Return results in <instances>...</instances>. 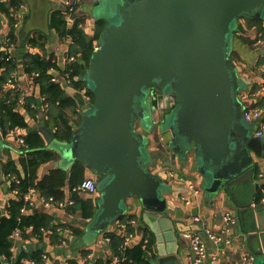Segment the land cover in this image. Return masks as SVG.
<instances>
[{
  "label": "water",
  "instance_id": "1",
  "mask_svg": "<svg viewBox=\"0 0 264 264\" xmlns=\"http://www.w3.org/2000/svg\"><path fill=\"white\" fill-rule=\"evenodd\" d=\"M85 1L91 25L104 19L81 73L94 98L92 109L69 143L40 130L48 146L60 144L59 153L49 148L58 160L50 167L60 168L63 159L79 163L97 184L93 216L75 222L104 234L134 203L144 214L162 218L176 188L174 175L157 170L158 159L189 168L208 197L225 192L237 203L232 188L246 184L253 189L250 206L259 205L248 150L263 148L264 138L254 135L258 121L249 123L253 132L242 123L250 103L240 98L238 85L249 82L230 55L237 52L254 65L257 52L237 35L240 21L264 23V0ZM72 95L89 107L81 94ZM168 99L174 103L168 105ZM176 190L182 197L184 190Z\"/></svg>",
  "mask_w": 264,
  "mask_h": 264
},
{
  "label": "crops",
  "instance_id": "2",
  "mask_svg": "<svg viewBox=\"0 0 264 264\" xmlns=\"http://www.w3.org/2000/svg\"><path fill=\"white\" fill-rule=\"evenodd\" d=\"M67 2L79 4L78 8H74L77 16H82L84 20L83 23H80L82 27L79 29L87 33L88 39H93L92 47L94 48L97 41L93 38L96 28H93L94 25H91L90 18L86 14L88 4L85 0H0V119L3 114V107L14 104L12 112L22 119L21 122L24 125L7 131L6 134L0 128V216L7 215L6 207L9 201L15 198L12 194L13 191L8 192V187L14 177L3 176V165L12 160L17 165L18 170L22 172V167L19 166L18 161L20 156H24L28 151L23 138L33 132L41 134L40 130L42 129L47 130L52 135V131L47 127V123H50L48 119L49 105L45 97L38 93L37 83L34 81L37 73L27 74L24 72L26 55L32 54L41 58H48L52 64L49 70L51 82L59 83L68 96L74 98L72 95L74 92L81 94L84 102L88 98L84 92L72 90L71 84L67 80L68 73L66 70L70 64L76 63L82 67L81 57L70 54L71 37L68 35L59 36L49 27L51 14L55 11H66ZM66 15L67 13L64 14L63 20L66 29H70L76 20L72 25H68L65 20ZM98 21H104V19H98ZM239 25L242 29V36L245 35L252 39L257 34L256 28H249L246 21H240ZM262 25L264 27V23ZM39 35L45 37V40L41 42L42 47L30 46L29 40L33 36ZM249 50L253 52L252 49L249 48ZM7 57H9L8 61L6 60ZM71 57L72 60H70ZM242 65H244L242 67L244 72L243 75H240L249 82L245 90L248 94L244 93V96L247 95L246 99H249L252 94H249L248 88L251 87L252 82L255 83L258 73L255 75L257 71L255 73L245 71L247 63ZM9 79H12L13 83L7 85ZM75 103V114L67 109L64 111L73 130L80 124L82 109H84L78 100L75 99ZM88 105L85 103L86 107ZM42 138L44 149L49 151L51 146L47 145L43 136ZM19 140H23L24 144H20ZM254 148L258 149V152L249 149L248 154L259 173L264 174V141L263 148L255 146ZM57 161L55 158L51 163L44 164L38 169L39 180ZM59 167L68 172L71 164L63 166L60 162ZM157 170L168 173V176L174 175L172 185L176 189L184 190L186 194L183 193V195L190 198V204H183V195L181 197L176 189L171 196L166 198L171 202L172 208L162 218L148 216L143 213L140 205L133 204V210L127 213V215L135 216V220L130 222L133 232H128L126 226L123 224L122 226H124L125 232L132 237L129 249L140 245L144 239L148 240L147 246L142 247V257L146 264H194L190 244L182 237V234L187 231H201L202 234L210 231L222 238L218 249L207 242V251L217 255L214 264H264V207L262 206L264 202L261 201V205L254 206V208L250 206L253 197L252 188L246 184L233 187L232 195L237 197L235 199L237 203H233L232 197L225 192L218 193L215 198L208 197L199 186L198 177L189 168L181 169L172 163L165 165L162 159H158ZM85 173H87L85 179L89 178L88 171ZM253 181L259 183L260 179L254 180L253 178ZM74 192L77 193V198L81 200L91 199L94 203L96 196ZM39 197L41 196L36 194L35 197L31 198L32 205L27 207V213L39 212L40 210L49 211L48 213L54 217L52 225L56 228L42 231L43 240L40 243L37 236L30 234L24 238L20 233L18 237H13V232L10 236L13 257L21 250L33 249L32 247L35 246V248L41 247L46 251L47 257L43 264H69L73 260H76L78 264L87 262L89 264L96 262L108 264L110 262L111 255L113 256L112 243L105 239V233L98 235L90 242H85L82 234L74 233L75 227L78 226L75 220L78 218L80 205L73 199L72 192L64 188V198L59 201L68 199L74 201L73 206L64 209H45L38 202ZM226 214L233 216L235 226L233 230L228 228V231L225 232L224 217ZM192 217H200L202 223H192ZM120 225L114 224L108 232H114L119 238H122L123 229ZM81 250H86L88 253L86 256L88 261L84 263L83 259L78 257Z\"/></svg>",
  "mask_w": 264,
  "mask_h": 264
},
{
  "label": "trees",
  "instance_id": "3",
  "mask_svg": "<svg viewBox=\"0 0 264 264\" xmlns=\"http://www.w3.org/2000/svg\"><path fill=\"white\" fill-rule=\"evenodd\" d=\"M73 8H78L79 4H72ZM66 11H55L51 14L49 27L58 33L59 36L68 35L71 37L72 45L70 48V54L75 56L79 55L82 60V67L79 64L73 63L67 67V80L71 84L72 90L78 92H84L89 98L90 105L93 104L94 98L91 92L85 89L84 83L82 81L83 68L88 67L89 59L91 53L93 52L92 40L88 39L87 33L84 30L79 29L77 26L83 23L82 16H77L75 24L70 28L66 29L63 20ZM249 28H256L257 34L252 39L246 37L245 35L238 33L237 39L242 42L247 48L252 49L257 52V41L261 40L264 42V27L262 22L259 21H246ZM104 26V21H96L93 28H96V32L93 35L94 39H98L99 34ZM45 40L43 35L33 36L29 40L30 46L32 47H42V41ZM262 53L258 55L257 61L251 67L248 62L240 59L237 52H233L230 55L232 61L237 64L238 71L243 75V69L240 64L247 63V69L245 71L252 72L257 80L255 83L252 82L251 87L248 88L249 94H258L256 99H247L250 103L249 106H260L264 107V69L261 70V66L264 65V48ZM52 67L49 59L41 58L37 55L27 54L26 61L24 63V72L27 74L37 73L34 77V81L37 83L38 93L40 96L45 97L49 105L48 119L50 123H47V127L52 131L54 139L58 142L69 143L74 135V130L72 129L71 123L67 116L65 115V110H69L72 114L76 113V103L75 99L68 96L65 90L60 86L59 83L51 82V76L49 70ZM14 104L10 106L3 107V114L0 119V128L6 134L7 131L13 130L15 128L23 127L21 118L12 112ZM54 130V131H53ZM3 133V134H4ZM24 142L28 147V151L24 156H20L18 164L22 167V172L17 168L14 161L9 160L2 167L3 176L14 177V180L10 183L8 187V192L16 191L17 194L14 199H11L6 207V216H0V264H43V254L46 252L43 248L37 247L30 250H21L16 253L15 257L12 255V242L10 241L11 234L17 229L20 231L21 236L24 238L28 237L30 234L37 236L40 241L43 240L42 231H47V229L56 228L53 227L52 222L54 217L52 214L46 212L45 210H40L39 212L21 213V209L26 207L25 197L29 189H34L37 196L43 197H55L56 200L64 198V188L69 192H72V197L76 203H78V218L88 219L91 218L95 212V204L91 199L81 200L77 198V193L74 189L85 179L87 169L79 163L71 164L68 172L61 168H54L53 166L44 174V176L39 180L37 171L38 169L47 163H51L55 160L56 155L47 151L44 148V142L41 134L38 132H33L24 138ZM89 173V172H88ZM259 170L254 166V180H258ZM89 178L94 179L89 173ZM1 186V183H0ZM1 189V187H0ZM264 200V176L263 179L259 181V188L254 193V201L257 204H261ZM135 220V216L125 215L122 217L117 224L124 225L128 232H133V228L130 227V222ZM78 225V224H77ZM79 226V225H78ZM75 227L74 233L77 235L81 234V227ZM105 236L109 238L112 243L113 255L118 257V259H124L118 264H146L143 260V248L142 245L135 246L131 249H122L123 239L119 238L114 232H107ZM50 239V237H49ZM52 240V238H51ZM88 255L86 250H81L79 252V259H83V263L88 261L86 256ZM86 258V259H85ZM69 264H78L76 260L70 261ZM95 264H98L97 262Z\"/></svg>",
  "mask_w": 264,
  "mask_h": 264
},
{
  "label": "built area",
  "instance_id": "4",
  "mask_svg": "<svg viewBox=\"0 0 264 264\" xmlns=\"http://www.w3.org/2000/svg\"><path fill=\"white\" fill-rule=\"evenodd\" d=\"M66 24L68 25H72V23L77 19V14L75 9L73 8L72 4L67 2V10H66ZM78 28L82 27V24H78L77 26ZM257 57L255 62L258 59V55L260 53H262V49L264 48V42L261 40H258L257 43ZM97 48V41L95 43V47L93 48V50H95ZM73 58L71 57L70 60H72ZM6 60H9V57L6 58ZM241 67H244V65L240 64ZM261 70L264 69V65H262ZM241 72V71H240ZM239 72V75L241 74ZM241 76V75H240ZM13 83L12 79H9L7 82V85H10ZM261 91H263L264 89L261 88ZM245 92H242L240 94V98L241 99H246V96H244ZM248 94V93H247ZM258 97V94H252V99H256ZM86 104H89V98H86ZM243 119L245 122L247 123H253L254 121H258L254 135L256 137H263L264 138V107H260V106H249L247 108L244 109L243 112ZM20 144H24L23 140H19ZM264 176V174L259 173L258 174V178L261 180L262 177ZM74 191L77 192H81L83 194H87L89 196H96L98 195V189H97V184L95 182L94 179L91 178H87L85 180H83L75 189ZM13 196H16L17 192L13 191L12 192ZM35 190L34 189H29L25 200V205L26 207H23L21 209V213L25 214L27 213V207H31L32 205V197H35ZM183 204L184 205H189L190 204V198L187 196H183L182 198ZM38 202L40 203V205L42 207H44L45 209H53V208H66L69 206H73L74 205V201L73 200H63V201H58L56 200L54 197H39L38 198ZM262 202H264V200H262ZM191 222L194 224H200L202 223V219L200 217H192L191 218ZM224 222H225V232L228 231V228H230V226L234 225L235 223V219L233 218L232 215L230 214H226L224 217ZM120 227L123 229V244H122V249L126 250L127 248H129L131 242H132V237L130 234H127L124 230V226L120 225ZM205 234V232H203ZM20 234L19 230H15L13 237H18V235ZM204 234L201 233V231H187L184 232L182 234V237L189 242L190 244V249H191V254L194 257V264H214L216 262L217 259V255L216 253H209L207 251V242H210L216 249L219 248V244L222 242V238L220 236H217L213 233H211L210 231H207L205 236ZM105 239L107 241H109L108 237H105ZM142 247L145 248L148 244V240L144 239L142 241ZM47 257L46 252H44L43 254V260H45ZM124 259H118V257L116 256H112L110 258V262L108 264H118L121 263ZM251 262V261H250ZM29 264H32V262H30ZM85 264H89L88 262Z\"/></svg>",
  "mask_w": 264,
  "mask_h": 264
},
{
  "label": "rangeland",
  "instance_id": "5",
  "mask_svg": "<svg viewBox=\"0 0 264 264\" xmlns=\"http://www.w3.org/2000/svg\"><path fill=\"white\" fill-rule=\"evenodd\" d=\"M96 13V15L97 16H99L98 15V13H97V10H96V8H94V11H93V13L92 14H95ZM233 28H235L234 26H233ZM233 38H234V36H231L230 37V40H229V42H230V48H229V50H231L232 49V42H233ZM239 91L240 92H243V91H245L246 90V88H247V86H245L243 83H241V82H239ZM91 109H92V105H89V107H87V108H85V109H82V115H84V114H86V113H89L90 111H91ZM242 123L245 125V126H247L248 128H249V130L251 131V132H253L254 131V129H255V126L254 125H250L249 123H246L245 121H242ZM59 146H60V144H58L57 142H53V143H51V147L53 148V149H55L58 153H59ZM147 161H148V159H147ZM69 163L68 162H66V160H61V165H63V166H67ZM164 188H166V189H171V186H164ZM81 234H82V237H83V240L85 241V242H90L92 239H94V238H96L98 235H97V233L95 232V231H91L90 230V228L88 227L87 229L84 227H81Z\"/></svg>",
  "mask_w": 264,
  "mask_h": 264
},
{
  "label": "flooded vegetation",
  "instance_id": "6",
  "mask_svg": "<svg viewBox=\"0 0 264 264\" xmlns=\"http://www.w3.org/2000/svg\"><path fill=\"white\" fill-rule=\"evenodd\" d=\"M167 102H168V103H167L168 105H169V103H171V104L174 103L173 100L171 101L170 99H168ZM167 111H169V109H168ZM165 112H166V110H164V113H165ZM255 151L258 152V149H255ZM156 152H157V151H156Z\"/></svg>",
  "mask_w": 264,
  "mask_h": 264
}]
</instances>
